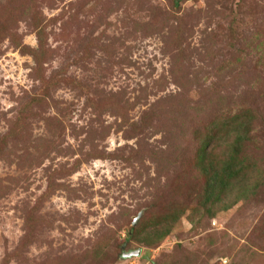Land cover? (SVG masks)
Segmentation results:
<instances>
[{"label": "rangeland", "instance_id": "obj_1", "mask_svg": "<svg viewBox=\"0 0 264 264\" xmlns=\"http://www.w3.org/2000/svg\"><path fill=\"white\" fill-rule=\"evenodd\" d=\"M0 264H264V0H0Z\"/></svg>", "mask_w": 264, "mask_h": 264}, {"label": "trees", "instance_id": "obj_2", "mask_svg": "<svg viewBox=\"0 0 264 264\" xmlns=\"http://www.w3.org/2000/svg\"><path fill=\"white\" fill-rule=\"evenodd\" d=\"M180 3L179 1L177 2V4ZM249 122H242L239 124L240 128L244 131V135H248L249 132ZM209 131H214L216 132L217 130L212 128ZM241 137V136H240ZM244 138H239L237 139V142L235 143V146H238L237 151L234 152V155L232 156L233 159H236L237 155L240 154V142L243 140ZM216 140V136L210 132V134H207L206 136V140L203 142L202 147H201V151H200V156H199V161H200V166L203 169L204 168V172L207 176V180H208V204H221L225 210H229L231 207L230 205H225L224 206V198L222 197V195L226 192H229L230 190L228 189L229 186L232 185L233 180H236L238 178H240V176L242 175L243 172H245V170L247 169V166L243 165L242 163H235L234 161H231L229 163L226 164V166L224 168H217L214 167L212 165H207V150L208 147ZM234 146V147H235ZM211 216H213L210 213ZM161 227L162 225H167L168 220L165 218L162 222H161ZM135 230V229H133ZM171 232L170 231H166L164 234V237L170 235Z\"/></svg>", "mask_w": 264, "mask_h": 264}, {"label": "water", "instance_id": "obj_3", "mask_svg": "<svg viewBox=\"0 0 264 264\" xmlns=\"http://www.w3.org/2000/svg\"><path fill=\"white\" fill-rule=\"evenodd\" d=\"M141 256V251L135 252V253H131V254H126L125 258L129 259V258H133V257H139Z\"/></svg>", "mask_w": 264, "mask_h": 264}]
</instances>
